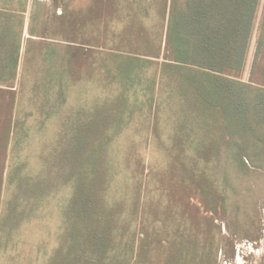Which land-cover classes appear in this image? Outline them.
I'll use <instances>...</instances> for the list:
<instances>
[{"label":"trees","instance_id":"obj_1","mask_svg":"<svg viewBox=\"0 0 264 264\" xmlns=\"http://www.w3.org/2000/svg\"><path fill=\"white\" fill-rule=\"evenodd\" d=\"M263 56L264 0H0V257L222 264L264 239Z\"/></svg>","mask_w":264,"mask_h":264},{"label":"rangeland","instance_id":"obj_2","mask_svg":"<svg viewBox=\"0 0 264 264\" xmlns=\"http://www.w3.org/2000/svg\"><path fill=\"white\" fill-rule=\"evenodd\" d=\"M257 39V33L255 40ZM244 81L250 80V68L241 76ZM264 216V206L262 208ZM222 264H264V239L259 241H243L236 243L234 247L228 248L221 256ZM0 264H10L6 259L0 257Z\"/></svg>","mask_w":264,"mask_h":264},{"label":"crops","instance_id":"obj_3","mask_svg":"<svg viewBox=\"0 0 264 264\" xmlns=\"http://www.w3.org/2000/svg\"><path fill=\"white\" fill-rule=\"evenodd\" d=\"M262 61L264 62V56H263L262 59H261V63H262Z\"/></svg>","mask_w":264,"mask_h":264}]
</instances>
